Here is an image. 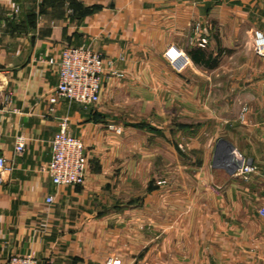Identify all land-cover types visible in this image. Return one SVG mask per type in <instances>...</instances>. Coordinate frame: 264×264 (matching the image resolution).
Returning <instances> with one entry per match:
<instances>
[{
    "label": "crops",
    "instance_id": "obj_1",
    "mask_svg": "<svg viewBox=\"0 0 264 264\" xmlns=\"http://www.w3.org/2000/svg\"><path fill=\"white\" fill-rule=\"evenodd\" d=\"M212 26L224 27V60L248 55L251 62L228 70L237 75L230 88L238 93L226 104L224 136L213 148L212 139L201 143L212 153L209 177L179 192L165 177L168 167L180 169L175 142L167 148L170 163L162 134L125 126L180 89V70L166 50L186 51L190 69L210 70L194 63L190 52L205 39L222 53L223 34L212 36ZM256 31L264 34V0H0V156L11 168L0 183V259L264 264L258 214L264 205V57L254 51ZM66 46L104 55L97 104L51 102ZM63 118L68 133L85 145L82 185L56 186L43 171ZM154 135L158 144L149 149L146 139ZM20 137L26 149L18 154ZM150 150L160 155L156 180L148 176ZM246 166L254 171L242 174ZM150 185L151 194H133L134 187Z\"/></svg>",
    "mask_w": 264,
    "mask_h": 264
},
{
    "label": "rangeland",
    "instance_id": "obj_2",
    "mask_svg": "<svg viewBox=\"0 0 264 264\" xmlns=\"http://www.w3.org/2000/svg\"><path fill=\"white\" fill-rule=\"evenodd\" d=\"M216 4H221V2H216ZM209 31L212 36L223 34V44L220 45L218 43L222 47V53L217 48L215 42L209 44L206 40V43L200 40V43L193 45L191 49L193 50L195 47L196 49L204 48L206 50L207 48V51H211L210 63L213 64V67H210V70L204 73L203 71L193 69L195 67L190 69L191 64H184V61H181V65L179 66L180 89L174 91V94H172V91L166 92L170 98L165 101L162 107L149 108L142 117V120L126 124L125 126L133 127V129L138 131L142 130L143 132H158L162 134L160 138L164 141L165 158L170 163L172 162V157L171 155H167L169 151L167 148L172 145L173 141L175 142L179 152L178 161L180 169L174 170L171 166L168 167L165 170V177L172 184H177L176 190H179V192L189 191L190 188L197 184L195 181L197 182V180L209 177L207 174L208 169L213 163L212 153L211 149L206 148L201 143L205 140L204 138H207V140L212 139L213 145L210 146L213 148L215 140L224 136V111L228 108L226 104L230 98L238 93L235 89L232 90L230 88L232 84H236L237 79L236 74L229 73L230 68H236L237 64L239 66L248 65V60L251 62L248 55H245V58L241 57L240 59H233L231 61L224 60V27L212 26ZM182 45H185V48L187 47L186 44ZM180 51L182 54L188 55L186 51ZM254 51L257 56L264 57V55L257 54L255 46ZM259 61L262 62L261 60ZM116 75L121 76V74ZM242 77H244L243 79H248L247 77L250 78L251 76L245 74ZM170 95L174 96V98ZM137 109L140 110V108ZM135 110L136 108H134ZM117 130L119 131L120 129ZM142 141H145V139ZM146 141L150 147L149 149H155L158 144L155 135L148 138V140L146 139ZM135 153L134 158L137 157ZM158 158H160V155L158 157L155 151L151 152L150 150L147 158L150 166V171L148 172L149 178L154 177L155 179L157 176L158 172L155 168ZM220 177L222 178V176H215L213 174V178ZM153 190H155V187H152V185L148 188H143V190L140 187H134L133 194H145V191L151 194ZM260 219V226L264 229V219L262 217ZM243 221L244 224L250 225L248 222L252 220Z\"/></svg>",
    "mask_w": 264,
    "mask_h": 264
},
{
    "label": "built area",
    "instance_id": "obj_3",
    "mask_svg": "<svg viewBox=\"0 0 264 264\" xmlns=\"http://www.w3.org/2000/svg\"><path fill=\"white\" fill-rule=\"evenodd\" d=\"M206 43L205 39H201ZM254 46L258 55H264V34L255 32ZM174 53V54H173ZM166 58L176 64L179 69L181 61L189 62V56L181 51L169 49L165 52ZM50 63H54L50 60ZM59 82L51 98L56 103L58 98L85 107L95 105L100 100L105 71V58L101 52L73 46L62 49L57 62ZM122 76V75H121ZM58 130L51 140V161L43 171L48 173L56 186L82 185L85 181L87 155L85 145L79 138L68 133V119L63 118L58 123ZM26 149V140L18 138L15 151L21 154ZM11 170L7 159L0 156V183L3 175ZM254 168L246 166L241 168L243 174L251 173ZM46 202L54 203V197L48 196ZM258 214L264 219V206L258 209ZM111 262V261H109ZM0 264H38L32 255H13L6 260L0 259ZM113 264H118L114 261Z\"/></svg>",
    "mask_w": 264,
    "mask_h": 264
},
{
    "label": "trees",
    "instance_id": "obj_4",
    "mask_svg": "<svg viewBox=\"0 0 264 264\" xmlns=\"http://www.w3.org/2000/svg\"><path fill=\"white\" fill-rule=\"evenodd\" d=\"M191 58L194 63L202 65L205 67H213V64L210 63L211 55H208L205 51L196 49L190 52Z\"/></svg>",
    "mask_w": 264,
    "mask_h": 264
},
{
    "label": "water",
    "instance_id": "obj_5",
    "mask_svg": "<svg viewBox=\"0 0 264 264\" xmlns=\"http://www.w3.org/2000/svg\"><path fill=\"white\" fill-rule=\"evenodd\" d=\"M217 158L220 162H222L224 160V153L223 150H221L220 152H218L217 154Z\"/></svg>",
    "mask_w": 264,
    "mask_h": 264
}]
</instances>
